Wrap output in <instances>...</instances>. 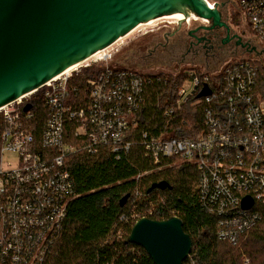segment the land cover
<instances>
[{
  "label": "built area",
  "instance_id": "2783aa9c",
  "mask_svg": "<svg viewBox=\"0 0 264 264\" xmlns=\"http://www.w3.org/2000/svg\"><path fill=\"white\" fill-rule=\"evenodd\" d=\"M225 1L264 56V0ZM105 51L98 54L105 66L86 82L84 94L67 88L70 72L0 107V264H46L76 196L65 162L80 153L104 151L120 161L137 147L153 170L172 160L193 166L199 207L216 219L217 240L231 246L261 222L264 97L257 59L230 60L215 72L191 71L164 115L195 98L202 132L195 139H175L155 136L136 117L151 79L108 66L111 55ZM187 81L191 91L184 87ZM139 197L136 187L134 199ZM246 197L253 202L248 210L242 209ZM119 221L129 224L137 216L122 215Z\"/></svg>",
  "mask_w": 264,
  "mask_h": 264
},
{
  "label": "trees",
  "instance_id": "16d2710c",
  "mask_svg": "<svg viewBox=\"0 0 264 264\" xmlns=\"http://www.w3.org/2000/svg\"><path fill=\"white\" fill-rule=\"evenodd\" d=\"M189 73L174 80L155 77L147 86L144 107L136 117L155 136L164 133L175 139H195L201 134V108H191L195 98L174 115H164L176 102L177 88L189 78ZM96 74L94 69L86 68L68 81L67 88L76 87L84 94L86 82ZM259 86L264 97L262 68ZM36 97L40 99V94ZM65 165L76 196L46 264H153L142 248L127 242L135 221L121 225L119 219L130 213L137 216V221L179 218L192 243L183 264H244V260L247 264H264V208L260 209L259 225L245 233L236 246L217 240L216 219L203 214L198 204V174L193 166L178 165L135 182L139 173L154 169L143 160L137 147L120 161L103 151L96 156H71ZM160 182L167 183L170 189L147 193L151 185ZM136 187L140 197L134 199ZM126 196L127 201L120 205ZM133 205L136 207L131 208Z\"/></svg>",
  "mask_w": 264,
  "mask_h": 264
},
{
  "label": "water",
  "instance_id": "95a60500",
  "mask_svg": "<svg viewBox=\"0 0 264 264\" xmlns=\"http://www.w3.org/2000/svg\"><path fill=\"white\" fill-rule=\"evenodd\" d=\"M173 14L185 19L194 15L211 28H227L217 5L211 10L204 0H0V107L108 48L139 24ZM234 38L236 46L245 47ZM165 189L169 185L160 182L147 193ZM252 204L246 197L242 209ZM127 242L142 248L153 264H183L192 248L177 217L141 218Z\"/></svg>",
  "mask_w": 264,
  "mask_h": 264
},
{
  "label": "rangeland",
  "instance_id": "374dc122",
  "mask_svg": "<svg viewBox=\"0 0 264 264\" xmlns=\"http://www.w3.org/2000/svg\"><path fill=\"white\" fill-rule=\"evenodd\" d=\"M205 1H208L210 4L213 3L217 5V9L221 14V19H224L231 29V36H237V38L240 39V42L245 45L244 48L236 46L235 44L237 39L233 38L231 39L232 41L229 45H220V49L218 51L221 52V57L201 60L202 58H199L198 56L196 57L193 53H191L195 50H199V48L197 49L193 47L191 50L189 49L191 40L188 39V32L196 29L197 26H210V23L203 22V20L194 16L184 19L183 22L171 20L168 18L170 16H166L161 19L153 20L154 22L151 25H143L137 28L125 38H122L113 45L109 46V49H107L104 53L111 55V60L108 62V66L137 70L144 75V77L149 79L158 77L159 79L164 78L171 80L181 77L183 78L184 73L189 71L191 72L193 70L215 72L222 68L228 61L241 58L257 59L256 61H258L259 70L261 68L264 70V56L260 55L262 50L260 48H256L258 47L257 44L250 40L246 35L244 29L238 23L234 9L231 8V6H227L225 0ZM220 6L223 7L222 12L224 13L225 11V15H222ZM197 35L200 36V34ZM222 36L224 35L222 34ZM200 47H202V44ZM254 47L256 48L254 53H249V50ZM187 49L190 50V53L187 57H184ZM148 50H155L153 56L150 57L151 59L141 58L140 56H144L145 52ZM100 56L102 55L92 58L86 64L72 71L69 78L72 79L75 76L81 75L82 71L86 69L85 66H90V68L94 69L95 72H98L105 66L104 63H100V61H98L101 58ZM185 80L177 88V92L181 87H183ZM184 87L188 91H191L189 81L186 82ZM196 107L197 106L195 104H191V108ZM5 158L13 160L14 156L7 155ZM178 165L186 164L177 160H172L161 169L149 171L150 173L144 176V178L164 169H171ZM244 264H247V260H244Z\"/></svg>",
  "mask_w": 264,
  "mask_h": 264
},
{
  "label": "flooded vegetation",
  "instance_id": "af4514ba",
  "mask_svg": "<svg viewBox=\"0 0 264 264\" xmlns=\"http://www.w3.org/2000/svg\"><path fill=\"white\" fill-rule=\"evenodd\" d=\"M225 5V4H224ZM225 7V6H224ZM223 7L220 6V10L222 15L225 13L222 12ZM227 9V8H226ZM225 15V14H224ZM222 21L225 23L227 28H211L210 26H197L196 29L190 30L188 32V39L191 40L189 44V49L191 50L193 47L199 48V50H195L193 53L196 57L202 58L201 60H208L209 58H219L221 57V52L218 51L220 49V45L224 44L229 45L232 41L231 39L234 38V36H231V29L227 25L226 21L222 19ZM197 34H200L197 35ZM222 34L224 36H222ZM202 44V47L200 45ZM236 45V44H235ZM218 48V49H216ZM190 50L187 49V52L184 57H187L190 53ZM149 51V50H148ZM145 52V55L140 56L141 58H147L153 56V53H155V50ZM223 54V52H222ZM151 59V58H150Z\"/></svg>",
  "mask_w": 264,
  "mask_h": 264
},
{
  "label": "bare ground",
  "instance_id": "6f19581e",
  "mask_svg": "<svg viewBox=\"0 0 264 264\" xmlns=\"http://www.w3.org/2000/svg\"><path fill=\"white\" fill-rule=\"evenodd\" d=\"M204 1H205V0H204ZM205 2H206V4L208 5V7H209L211 10H214V7H215L214 5L208 3V1H205ZM192 16H194V15H190V16L188 15L187 18H188V17H192ZM194 17H195V16H194ZM168 18L171 19V20H177L178 22H183L184 19H185V16H184L183 14H173V15H170V17H168ZM196 18H197V17H196ZM157 19H158V18H155L154 20H157ZM159 19H161V18H159ZM153 22H154V21H152V22H150V23H141V24H139L135 29H133L132 31H130L129 33H127L125 36L121 37V38L118 39L117 41L121 40L122 38H125L127 35L131 34L133 31H135L137 28H139V27H141V26H143V25H144V26H145V25H151ZM185 22H186V21H185ZM203 22H205V21L203 20ZM106 49H108V48H106ZM106 49H103V50H101V51H98L97 53H95V54L92 55L91 57L87 58L86 60L81 61V62H79L78 64L69 67L68 69H66V70H65L61 75H59V76L67 75V74H69L70 72L72 73V71H74V70L77 69L78 67H80V66L86 64L89 60H91V58H94L95 56H98V54H101V53L104 52ZM59 76L55 77V79H57Z\"/></svg>",
  "mask_w": 264,
  "mask_h": 264
}]
</instances>
